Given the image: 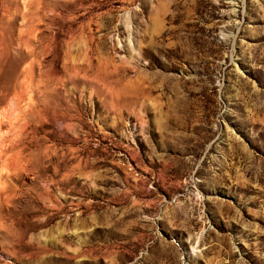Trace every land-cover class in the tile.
<instances>
[{
  "label": "rangeland",
  "instance_id": "obj_1",
  "mask_svg": "<svg viewBox=\"0 0 264 264\" xmlns=\"http://www.w3.org/2000/svg\"><path fill=\"white\" fill-rule=\"evenodd\" d=\"M0 264H264V0H0Z\"/></svg>",
  "mask_w": 264,
  "mask_h": 264
}]
</instances>
